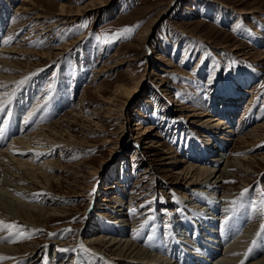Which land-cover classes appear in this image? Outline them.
<instances>
[{"label": "rangeland", "instance_id": "obj_1", "mask_svg": "<svg viewBox=\"0 0 264 264\" xmlns=\"http://www.w3.org/2000/svg\"><path fill=\"white\" fill-rule=\"evenodd\" d=\"M97 1L101 0H33V4L0 0V59L24 62V68L30 69L27 76L34 73L30 86L18 83L15 89L0 91V150L13 144L14 137L22 140L34 133L28 130L31 119L37 123L39 118L36 128L58 120L67 129L65 144L50 148L48 154L28 152L21 160L16 155L24 169L32 168L29 163L44 165L49 160L45 163L49 168L34 169L46 171L51 195L36 192L34 201L56 208L47 227L31 230L18 220L13 229L0 224L6 244L35 251L20 264L35 258L34 264H103L99 253L82 246L87 237L99 234L123 236L161 254V247L180 248L196 241L191 235L202 234L192 232L198 224L191 221H206V215L196 211L218 201L225 189H232L237 204H217L215 225L222 238L231 240L235 233L236 241L251 226L261 230L264 126L256 128L264 125V0H102V7L94 10L90 5ZM61 5L68 11L82 8L81 14L70 22L58 14ZM24 6L29 10L19 9ZM39 14L44 17L37 18ZM7 48L35 53H5ZM168 60L174 64L168 65ZM118 85L126 86L133 96L119 94L114 98L117 109L109 113V98ZM15 105L18 117L11 121L10 106ZM18 106L28 111L21 112ZM72 111L78 113L76 118ZM213 118L226 122L221 126L223 140L218 138L220 127L218 131L202 124ZM230 128L232 132H226ZM220 153L231 160L255 159L245 161L252 164L250 175L236 173L226 179L217 197L211 191L204 195L189 190L179 170L187 165L211 166L209 158ZM245 178L249 185H244ZM112 195L125 201L124 208L130 206L124 209L125 216L111 207L114 202L105 200ZM238 217L245 220L233 223ZM172 220L189 239L177 236L178 231L175 235L181 242L176 243ZM120 223L127 228L124 235L112 232ZM228 227L235 232H227V239L223 229ZM257 240H251L246 252L255 243L256 250L261 249ZM204 241L200 236L194 246L202 258L210 254L208 258H214L225 248L222 242L217 250H209L201 244ZM60 242L66 247L56 248ZM64 248L70 252L62 253ZM263 256L260 252L257 257Z\"/></svg>", "mask_w": 264, "mask_h": 264}, {"label": "bare ground", "instance_id": "obj_2", "mask_svg": "<svg viewBox=\"0 0 264 264\" xmlns=\"http://www.w3.org/2000/svg\"><path fill=\"white\" fill-rule=\"evenodd\" d=\"M25 1L33 4V0H25ZM102 4H103V1L101 0V1L94 2L90 6L92 9L98 10L102 7ZM19 9L22 11L29 10V8L26 6L19 7ZM81 9L82 8H78L77 11H68V9L65 7V5H61L58 14H60L63 17H66V19H69V20L71 19L70 20V22H71V21L78 18V15L81 14ZM242 12L244 13V11H242ZM36 17L41 18V17H44V15L39 14ZM56 48L60 49L61 47H56ZM3 51L5 53H10V54L16 53V54L32 55L35 53L33 51H29V52L27 50L24 51V49L14 50V49H9V48L3 49ZM41 57L45 58L46 56H41ZM162 59H164V58H162ZM23 63L24 62L20 63L19 61L13 62V61L5 60V59H3V60L0 59V91L2 89L4 92L7 88H9V86H10V88H12V86L14 87L15 84H18L21 81H24L23 84L20 83L21 86L29 84V79L31 78V76H33L32 74H34V73H30L29 74L30 76H27L28 72H30V69L24 68ZM172 63H173L172 60H168V65H172ZM4 70H11L13 73L16 72L18 74L14 75V74H12V72H10L9 74H5V73H3ZM36 73H38V72H36ZM23 78H25V79H23ZM19 79H21V80H19ZM29 86H30V84H29ZM97 88H99V87H97ZM14 89H15V87H14ZM2 93H0V95ZM113 93H114V95H113L114 97L109 98V104L111 105V106H108V108H107L109 113L113 112V111H115V109H117L115 104H114V98L117 97L119 94L122 93L124 96H127L129 98H131L133 96L132 91L128 90L126 88V86H124V85H118ZM0 97H2V96H0ZM228 97L229 96H227L226 98H228ZM224 98H225V96H224ZM6 99H10V97H8ZM26 99H28V96ZM17 102H15V103H17ZM0 104H1V102H0ZM5 105H6V103H5ZM24 105H25V103H24ZM58 105H59V103H58ZM26 106H28V105H26ZM15 107H16V105L14 107L10 106L9 112L12 113V117L14 116L13 118L11 116H10L11 118L8 117L9 119H11V121H14L18 117V114H17V116H15L16 115ZM18 108L20 109L19 106H18ZM37 108H39V107L37 106ZM41 108H42V106H41ZM43 108H44V106H43ZM2 109H3V107H2ZM19 109H17V110H19ZM21 109L24 110V107ZM21 109H20V111H21ZM29 109H30V106H29ZM45 109H46V107H45ZM52 109H54V108H52ZM7 110H9L8 107H7ZM31 110H32V108H31ZM60 110H62V109H59L58 111H60ZM121 110L123 112L124 107ZM27 111H28L27 109H26V111L24 110V112H27ZM42 111L43 110H40V112H42ZM51 111H53V113H54V110H51ZM29 112H31V111L29 110ZM37 112H38L37 114H40L39 116H43V113L41 114V113H39V111H37ZM74 112H76V111H72V113H70V114H73ZM6 114L8 115L9 113H6ZM77 114L78 113L73 114L75 116V118L78 116ZM1 115H3V113ZM27 115H29V114L27 113ZM51 115H49V117ZM202 115L206 116V115H208V113H205ZM33 116L37 117L38 115H35V113H34ZM33 116H32V118H36ZM1 117L2 116H0V119H1ZM22 118H23V116H22ZM28 118H31V116ZM73 119H72V121H74ZM31 120L33 121L31 123H33V125H35L34 123H36V122H34L33 119H31ZM26 122L28 124L29 120H27ZM38 122H39V118H38ZM11 123H9V125ZM61 123L62 122L56 120V121H53L51 124H47V125L44 124L38 128H36V126L32 125L33 127L30 126L31 128L29 127L28 130L30 131V130L34 129V133L33 132L30 133L28 131L29 132V134H27L28 136L24 135L25 137L22 140H20L22 137L16 136V137H14L15 142L13 144L8 146L7 149L3 148L0 150V221H2L3 224H11V223L17 224L15 220H18L22 224L28 226L31 230H32V227H34V226L47 227L46 223L49 222V220L51 219V216H53V212H55L53 210H55L56 208L53 209L52 207H50L52 209H49V208L43 207L42 203H38V202L34 201L35 200L34 196H38V195H36V192L45 191L42 196L49 197V195H51L50 194L51 193V179L48 178L46 171L38 172L36 169H34V167H36L37 169L49 168V167H46V164H45V163H48L49 160H46L44 163H42L44 165H36L33 163H29L32 166V168L24 169L18 164L20 162L15 160V159L19 158V160H21L20 157L24 156L28 152H33L34 155H38V156L39 155L40 156L46 155L49 152H51V149L55 150V148L60 147L59 144H62V145L65 144L64 141H65V136L67 135V133H66L67 129ZM223 123H225V125H226L225 121H221L220 119H216V118L206 119L202 122L203 125H205L206 127H209L212 130L218 129V131H219L218 127H220V131L218 133L221 136L218 138L221 140H223V138H224L222 136V133H221V126L224 125ZM5 124H2L1 126L5 125ZM29 125H30V122H29ZM263 126H264L263 124H258L256 131L261 130V127H263ZM22 127H25V125H23ZM227 127L228 126H226L225 128H227ZM35 129H37V130H35ZM231 129L232 128L227 129L226 132H229V131L232 132ZM12 134L13 133H11V136H12ZM15 134H18V133H15ZM258 134H259V132L256 133V135H258ZM16 138L18 141H16ZM229 139L230 138H227L226 141ZM16 155L19 157H17ZM222 156H224V154L220 153V155L217 154V155H214V157L209 158L211 166H208V167H206V166L202 167L199 165H197V166L187 165L184 168H182V170H179V172H178L179 174L183 173L182 177L186 181L185 183L187 185V188L191 191H195V192L197 191V192H200L204 195H206L207 193H209L211 191V192H213L211 195L217 197V195H216L217 191H219L221 188H225L224 185L222 184L223 181H225L226 179L231 180V179L235 178L236 173H240V174L244 173L246 175H250L251 168H253L252 164H251V162L249 164V162H245V161H246V159H248L249 161H254L255 159H252L251 157H247V156L245 158L243 156L244 158H238L237 157L235 160H231L227 156H225V157H222ZM33 158H35V157H30V160L31 159L33 160ZM261 158L264 160L263 156H261ZM185 161L186 160L182 159V162H185ZM53 167L57 168L55 164ZM243 181L245 183L244 185L250 184V183H248L249 179H247V178L243 179ZM231 193H233L232 189H230V190L225 189V192H223V194L217 198L218 201L217 200L213 201L214 204H209L210 205L209 207H202L199 211H196L197 214L202 213V214L206 215V221L204 220L202 224H200L197 220L191 221V224H193V225H195V223L198 224L194 227L195 230L192 232L193 233L201 232L202 234H200V235L195 234V238H194V235H191V237L193 239H195L196 241H194V242L191 241L192 243L184 244L183 246L181 245V247L179 246L180 248L174 247L172 250H176V251H172L171 249L167 250L166 248L164 249L161 247L163 254L156 253V252L150 251L146 248H143L142 246H140L136 242L131 241V239H129V238H123V236H121V237H114V236L113 237H110V236L107 237L106 235H103V234H101V235L99 234V236L93 235V236L87 237L85 242L82 243V246L83 245L87 246L86 248H90L91 250L99 253L100 254V255H98L99 260H101L103 262V264H241L242 261L244 262V264H264V256L260 257V258L257 257L260 254V252L261 253L264 252V232H262L260 229L258 230L257 227L251 226L247 231L245 230V233H243L244 235L243 234L240 235L242 237L239 236L238 237L239 239L236 238L237 239L236 241H235L236 235H234L235 231L233 232V230L230 229L229 227H228L227 231H226V228L223 229L224 230L223 232H226L227 239L229 237L228 233H231V234L234 233L233 239H231V240L228 239L229 241L225 240L226 239L225 236H224V238H222L223 234H221V233H219V231H217V226L215 225L217 222L216 218H215V212H217V210H219L217 204L219 205V203H220V205L221 204L223 205L229 201H232L233 196L230 195ZM39 194L41 195V193H39ZM31 198L34 202L31 201ZM105 200L110 201L112 203L114 202L111 207H113L114 209L117 207L116 211L120 212L119 214L120 215L122 214L123 216H125L124 215V212H125L124 209L130 207V206H126V208H124L125 207V201L122 199H118V195H112L111 198L109 197V198H106ZM116 200H118V202H119L118 205L116 203ZM222 209H225V208H222ZM57 215H58V213H57ZM246 215H247V211L246 212L244 211V214L242 217L246 218L245 217ZM123 218H121V219L123 221H125L126 217H123ZM239 220L242 221L245 219H243V218L241 219L240 217H238L232 222L236 224L239 222ZM232 222H230L229 224L231 225ZM128 223H129V221H128ZM121 224L122 223L115 224L116 226L113 227L112 232L117 230V232H119V231L122 232L121 235H124L122 230H125L127 228H125L124 225H121ZM235 224L232 225L231 227H234ZM1 226H3V225H1ZM172 228L171 229L173 230V233H174L173 235L175 238L177 236H180V235L186 237L187 239L190 238V237L188 238V234H185V232L183 233V231H182L183 229H182V227H179L177 220L176 221L172 220ZM178 231H180V232L178 234H176V232H178ZM240 232H242V231H240ZM200 236H202L205 240L203 243L201 242V244L203 246L206 245V248L209 250L210 249L217 250L221 246L222 242L225 245L224 246L222 244L225 248H221V249H223V251L220 250V251H222L220 253H219V250L217 252H213V254L219 253L214 258H210V259L208 258V257H211L212 254H210L208 256L206 255L207 257L203 256V258H202L200 256V253L198 255V253L195 252L197 249H196V247H194L195 245H199L198 243H200L199 242ZM237 236H238V234H237ZM177 238H176V243L181 242V240H179ZM253 238L259 239L257 241H260L259 242V248L261 247V249L256 250V248H258V245L255 243L254 248L251 249V250H253V252L252 251L246 252L248 250V247H249L251 240ZM5 240H7V238L3 237V235L0 234V264H20V263H23V261L25 259H27L28 256L32 255L31 253L35 252L34 250L31 251L29 248L22 249L21 247L16 246V245L6 244ZM59 244H60L59 247H58V245H56L55 247L56 248L66 247V245H65L66 243L60 242ZM159 244H161V242ZM160 246L161 245H159V248H160ZM68 248H64L67 250H64L62 253H66V252L69 253L70 251ZM198 248H200V246H198ZM62 253H61V255H62ZM87 254H89V253L87 252ZM83 256H85V255H83ZM170 258H172V259H170ZM173 259H174V261H173ZM91 261H92V258H91ZM35 262H36V258L29 261L28 264H34Z\"/></svg>", "mask_w": 264, "mask_h": 264}, {"label": "snow or ice", "instance_id": "obj_3", "mask_svg": "<svg viewBox=\"0 0 264 264\" xmlns=\"http://www.w3.org/2000/svg\"><path fill=\"white\" fill-rule=\"evenodd\" d=\"M86 23H87V22H85V25H82V26H83V27H86ZM123 31H130V29H129V28H125ZM116 35H117V37H119L120 33L118 32ZM103 41H104L105 43L109 42V41H108V38H107V35L103 38ZM20 83L23 84L24 81H21ZM2 110H3V109L0 108V111H2ZM247 191H248V189H245L244 192L241 193V197H243L244 194H245ZM231 203L235 206V205L237 204V201H232ZM261 208L264 209V201L261 202ZM253 210L256 211V207H255V205L253 206ZM225 223H226V224L228 223V220H227V219L225 220ZM0 224H3V222L0 221ZM3 226H4L5 228H9V229H13V228H16V227H17V225H15V224H3ZM261 231L264 232V227H262ZM249 251H251V249H249ZM241 264H244V262L242 261Z\"/></svg>", "mask_w": 264, "mask_h": 264}]
</instances>
